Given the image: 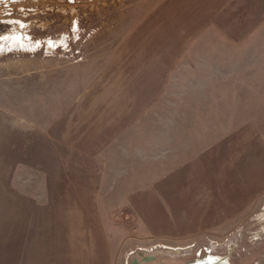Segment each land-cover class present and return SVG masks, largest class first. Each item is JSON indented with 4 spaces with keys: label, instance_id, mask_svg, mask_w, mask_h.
Wrapping results in <instances>:
<instances>
[{
    "label": "rangeland",
    "instance_id": "obj_1",
    "mask_svg": "<svg viewBox=\"0 0 264 264\" xmlns=\"http://www.w3.org/2000/svg\"><path fill=\"white\" fill-rule=\"evenodd\" d=\"M0 46V264H264V0H0Z\"/></svg>",
    "mask_w": 264,
    "mask_h": 264
},
{
    "label": "bare ground",
    "instance_id": "obj_2",
    "mask_svg": "<svg viewBox=\"0 0 264 264\" xmlns=\"http://www.w3.org/2000/svg\"><path fill=\"white\" fill-rule=\"evenodd\" d=\"M8 49L10 50V48H16V49H21V50H27L32 48L30 45L26 44L24 41H21L20 39H13L10 40L8 43ZM4 50H7L3 48V46H0V54L1 52H4ZM225 260L218 258V259H214L213 262L211 264H224Z\"/></svg>",
    "mask_w": 264,
    "mask_h": 264
},
{
    "label": "flooded vegetation",
    "instance_id": "obj_3",
    "mask_svg": "<svg viewBox=\"0 0 264 264\" xmlns=\"http://www.w3.org/2000/svg\"><path fill=\"white\" fill-rule=\"evenodd\" d=\"M140 256V255H139ZM214 257L213 255H211V253H207L206 255H204L203 257H201V258H198V259H204L205 257ZM140 258H141V262H143L144 264H147V263H153V262H155L157 259L155 258V257H153V256H147V257H141L140 256ZM152 259V260H150L149 262H145V259ZM139 261V260H138ZM140 262V261H139ZM140 262V264H142ZM228 263V262H227Z\"/></svg>",
    "mask_w": 264,
    "mask_h": 264
},
{
    "label": "water",
    "instance_id": "obj_4",
    "mask_svg": "<svg viewBox=\"0 0 264 264\" xmlns=\"http://www.w3.org/2000/svg\"><path fill=\"white\" fill-rule=\"evenodd\" d=\"M140 256L142 257L143 254H140ZM207 259H209L208 256L205 257L204 259H197L196 261H194L192 263H188V264H198L199 261L202 262V261H206ZM150 260H152V259H149V258L148 259H145V262H149ZM131 264H140V262L137 259H135V260H133V262Z\"/></svg>",
    "mask_w": 264,
    "mask_h": 264
}]
</instances>
